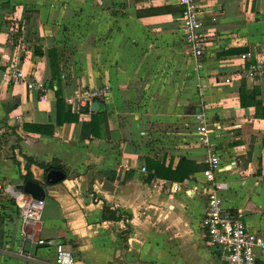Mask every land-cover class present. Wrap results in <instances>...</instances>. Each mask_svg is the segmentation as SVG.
Wrapping results in <instances>:
<instances>
[{
    "label": "crops",
    "instance_id": "crops-1",
    "mask_svg": "<svg viewBox=\"0 0 264 264\" xmlns=\"http://www.w3.org/2000/svg\"><path fill=\"white\" fill-rule=\"evenodd\" d=\"M200 6L208 41L196 60L179 35L177 0H0V184L25 181L24 156L68 169L64 180L47 184V172L29 166L45 187L40 235L63 243L74 264H227L201 226L203 169L176 175L182 158L207 166L196 141L201 111L218 127L215 189L264 240V77L244 75L264 56V0ZM51 48L64 52L59 105ZM13 62L26 80L46 81L47 92L4 81L2 70ZM103 84L110 93L96 105L77 109L65 100ZM68 110L76 121H64ZM153 162L177 178L147 179ZM104 180L113 192L102 189ZM171 183L179 190L170 192ZM107 208L128 218L103 220ZM254 253L255 264H264V249ZM0 264H55L52 248L22 243L8 206L0 214Z\"/></svg>",
    "mask_w": 264,
    "mask_h": 264
},
{
    "label": "built area",
    "instance_id": "built-area-1",
    "mask_svg": "<svg viewBox=\"0 0 264 264\" xmlns=\"http://www.w3.org/2000/svg\"><path fill=\"white\" fill-rule=\"evenodd\" d=\"M181 6L178 14V31L183 44L186 45L196 60L205 55L208 35L202 31L200 0H177ZM244 75L251 78L264 77V56L257 55L244 70ZM2 79L8 82H25L29 90L47 92L43 81L26 80L22 70L16 63H10L2 70ZM110 93V86L103 84L95 87H81L65 96L72 107L81 108L98 99L105 98ZM197 122L196 141L206 152V168L202 174L205 180L206 206L201 219L207 243L219 249L221 257L227 264H255L254 248L264 249L262 237L250 233L242 219L241 213L228 211L223 199L215 189V173L220 166V158L216 154L211 141L216 128L205 112L194 114ZM145 172V167H142ZM179 190L178 183H171L170 192ZM187 195H193L195 189H186ZM5 206L13 209L19 220V236L23 244L52 248L55 264H74L71 251L55 239L44 238L40 235L44 200L35 198L11 186L0 184V214Z\"/></svg>",
    "mask_w": 264,
    "mask_h": 264
},
{
    "label": "trees",
    "instance_id": "trees-1",
    "mask_svg": "<svg viewBox=\"0 0 264 264\" xmlns=\"http://www.w3.org/2000/svg\"><path fill=\"white\" fill-rule=\"evenodd\" d=\"M35 53H38V49H34ZM64 52H62V50L60 49H56V48H51L48 49V58H49V66H50V70H51V81H53V83L56 85V89H55V93H56V98H57V105L62 104L61 98H60V88H61V81L64 78V71H63V66H65L64 64ZM44 82V81H43ZM45 84L46 81L44 82ZM241 88H243L241 86ZM64 121H76L77 120V115H72L71 113H69V110L65 113V115L63 116ZM86 127L89 129V131H92L93 128V118L91 119V121L89 123H85V125H83V132H82V136L84 137L85 134V129ZM24 159L26 161L25 163V174L23 175V179L24 180H33L35 182L40 183L37 180H34L32 177V174L29 171V166L30 164H36L39 167H41L43 169V171L46 173L51 169H56V170H62L64 172H68V169L65 168L64 165H62L58 160L53 159L50 163H44V162H38L37 160H34L31 157H27L24 156ZM15 162L16 159H13ZM19 164V163H17ZM153 166V173H150L147 176V179H151L154 177H160V176H165V177H175V176H166V175H162L158 172V169L162 168L163 166L160 163H156L153 162L152 163ZM206 168V167H204ZM199 165L195 164L194 162L184 159L182 158L177 167H176V175L178 176L175 177L177 179H181L184 176H188L189 174L193 173L194 171H199L201 169ZM164 178V177H162ZM128 218L127 215H124V213H118L115 210L109 209L107 208L105 210V212L102 215V219L103 220H121L123 219L124 221H126V219ZM129 231V227L128 225L125 224V228L123 230L124 232V236L123 239L126 240V235L128 234Z\"/></svg>",
    "mask_w": 264,
    "mask_h": 264
},
{
    "label": "water",
    "instance_id": "water-1",
    "mask_svg": "<svg viewBox=\"0 0 264 264\" xmlns=\"http://www.w3.org/2000/svg\"><path fill=\"white\" fill-rule=\"evenodd\" d=\"M93 105H96L95 102H93ZM67 176V173L62 170H56L51 169L45 174V183L47 184H55L62 180H64ZM16 190L24 191L28 194H31L35 198L43 199L45 198V187L43 184L35 182L33 180H25L21 184H17L15 186ZM102 189L108 192H113L115 190L114 185H112L109 181L104 180L102 182ZM125 254V250H122V255ZM115 264H119L116 262Z\"/></svg>",
    "mask_w": 264,
    "mask_h": 264
}]
</instances>
